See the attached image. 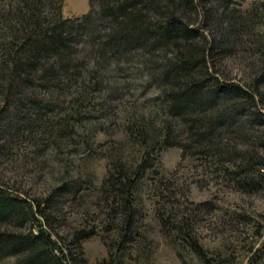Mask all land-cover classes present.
I'll return each mask as SVG.
<instances>
[{"label": "trees", "instance_id": "trees-1", "mask_svg": "<svg viewBox=\"0 0 264 264\" xmlns=\"http://www.w3.org/2000/svg\"><path fill=\"white\" fill-rule=\"evenodd\" d=\"M64 1L0 0V151L7 139L91 144L85 122L107 117L120 97L109 84L112 67L146 72L159 91L151 115L158 122L142 114L125 126L141 147L139 158L127 160L121 148L108 154L94 201L106 211L104 225L58 229L63 199L81 203L96 188L91 174L66 168L45 196L0 182V264L9 257L10 264H88L83 241L102 228L115 234L103 235L109 258L98 264H125L142 234L146 185L153 181L168 195L156 165L171 146L214 166L238 190H264V0L246 7L241 0H91L87 12L72 17L63 15ZM240 46L257 58L248 79L228 77L216 65ZM165 207V230L208 259L188 215ZM250 264H264V240Z\"/></svg>", "mask_w": 264, "mask_h": 264}, {"label": "rangeland", "instance_id": "rangeland-1", "mask_svg": "<svg viewBox=\"0 0 264 264\" xmlns=\"http://www.w3.org/2000/svg\"><path fill=\"white\" fill-rule=\"evenodd\" d=\"M255 1L241 0L244 7ZM90 7L91 0H65L62 12L65 17H72L87 12ZM248 44L253 46V43ZM239 48L236 53L222 56L216 65L229 74L228 77L248 79L257 58L246 47ZM108 70L109 84L120 97L115 99L107 117L85 122L88 132L83 133L90 137L91 144L80 146L77 141L68 142L67 139L66 142L61 140L60 145L48 147L30 139L21 142L19 137L18 141H4L8 148L0 151V182L29 196L50 193L67 169L72 174H91L96 188L86 191L81 203L70 198L71 195L63 199L58 214L64 221L58 229L64 234L84 222L106 223L104 207L97 206L94 201L109 167L108 154L121 148L127 160L139 158L141 147L133 142L125 126L130 119L142 114L158 122L151 115L157 108L152 99L159 91L156 86L149 85L146 72L134 67L124 71L113 67ZM101 125L105 129L99 130ZM156 166L165 176L167 185L170 184L165 189L160 188L168 195L157 193L153 181L146 185L142 194L143 219L139 221L143 235L136 236L129 246L123 257L125 264H250L252 252L264 240V190L244 192L236 189L224 175L214 170V166L195 156L184 155L177 146L162 150ZM164 206L188 215L193 233L208 259H204L192 244L165 230L159 215ZM100 230L101 234L83 241L88 264H98L103 258H109L103 235L110 240L115 231ZM14 259L9 257L2 264H10Z\"/></svg>", "mask_w": 264, "mask_h": 264}]
</instances>
